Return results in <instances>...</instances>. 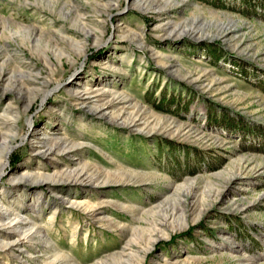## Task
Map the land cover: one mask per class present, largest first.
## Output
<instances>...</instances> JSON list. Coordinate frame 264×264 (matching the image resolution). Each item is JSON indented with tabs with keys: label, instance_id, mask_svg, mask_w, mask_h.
Listing matches in <instances>:
<instances>
[{
	"label": "rangeland",
	"instance_id": "rangeland-1",
	"mask_svg": "<svg viewBox=\"0 0 264 264\" xmlns=\"http://www.w3.org/2000/svg\"><path fill=\"white\" fill-rule=\"evenodd\" d=\"M150 1L0 0V196L41 230L0 264H264V0Z\"/></svg>",
	"mask_w": 264,
	"mask_h": 264
},
{
	"label": "bare ground",
	"instance_id": "bare-ground-1",
	"mask_svg": "<svg viewBox=\"0 0 264 264\" xmlns=\"http://www.w3.org/2000/svg\"><path fill=\"white\" fill-rule=\"evenodd\" d=\"M150 2H160V4L163 3V4L167 5V4H171V2H173V1H171V0H151ZM97 19H98V17H97ZM96 23H99V22H96ZM168 23L161 25L162 31L167 30ZM94 35H95L94 32H88L87 31L85 33V39L86 38H92V37H94ZM138 39H139V42H142L140 37ZM28 86H30V83L29 82L25 83V90L26 91H31V89L33 90V88H30ZM21 87H23V86H21ZM71 87H73L72 90L76 94H78L81 99L83 97L86 98V100L88 99V103L96 106L98 109L106 111V113L108 111H110V113H114V114L116 112H119L116 116H118L120 118H122L121 116H123L124 111H126V109L130 106V103H129L130 100L127 97L122 96V94L117 93L114 89L110 88L106 84H104V86L102 85L101 87L88 85L87 83H85V85H83L81 87L78 86V84H72ZM6 114H8L10 116L9 113H6ZM4 118H0V141H1V144L5 145L7 150L9 151L10 140H7V139L11 135V132L14 131V127H13L14 124H12L13 122L10 123L9 119H4ZM31 126H32V121H31V119H29L28 120V126H27L28 128L26 130V134L23 137H25L27 134H30V133L32 134V132H33L32 129H34V128L32 127V129H30ZM40 142L41 141H37L38 144H40ZM75 145H77V144L70 143L68 140H66L64 138H58L56 140H50L49 139V141H45V144H43L42 150H41V148H39L40 146L36 147L35 149L39 150V152H41V155L45 157V156H55V155H59V154L61 155V153L63 154V153L69 152L72 148H74ZM11 146H12V144H11ZM6 154H5V157H6ZM63 172H65V171H63ZM75 173L78 175L87 174V172H85L84 170H78V171L75 170L74 174ZM24 174H25V176H29L32 173H29V171H28ZM44 174H45V172L39 173L38 175L41 176ZM60 174L62 175L63 173H60ZM0 175H1V173H0ZM236 178H237V176H235V175L232 176L230 178L229 182L235 180ZM7 200H8L7 197L2 198V196H0V230H2V233H0V235L6 236L5 239H0V250L1 251L3 250L4 252L6 251L8 253V252H12L15 248H17V252L21 253L23 251H26V249L28 247L29 248L34 247V240H35L34 235L40 233L41 230L35 229L34 219L32 220L30 218H27V216H24V213H21L17 209H15V210L11 209L10 206L7 205V203H8ZM156 241H157V239L152 240L150 247L145 251L146 254L149 253V251L155 247L154 243ZM127 249L130 250V247L126 248V250ZM59 257H61V256H59ZM163 264H165V263H163Z\"/></svg>",
	"mask_w": 264,
	"mask_h": 264
},
{
	"label": "trees",
	"instance_id": "trees-1",
	"mask_svg": "<svg viewBox=\"0 0 264 264\" xmlns=\"http://www.w3.org/2000/svg\"><path fill=\"white\" fill-rule=\"evenodd\" d=\"M149 102L152 103V106H153L154 108H157V109H163V107H161V105H160V101H158V102L149 101Z\"/></svg>",
	"mask_w": 264,
	"mask_h": 264
}]
</instances>
